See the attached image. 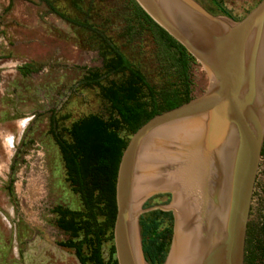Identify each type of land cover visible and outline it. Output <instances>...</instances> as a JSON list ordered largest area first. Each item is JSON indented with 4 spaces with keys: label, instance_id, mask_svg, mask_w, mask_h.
<instances>
[{
    "label": "rangeland",
    "instance_id": "1",
    "mask_svg": "<svg viewBox=\"0 0 264 264\" xmlns=\"http://www.w3.org/2000/svg\"><path fill=\"white\" fill-rule=\"evenodd\" d=\"M47 1L0 0V264H91L89 228L75 214L83 206L55 139L69 142L72 123L103 113L96 88L80 85L102 67L100 47L83 23L110 39L149 83L181 87L126 0ZM212 1L239 20L262 0ZM207 87L204 71L192 65L190 96ZM247 228L252 264H264V152ZM112 246L104 236V262L116 259Z\"/></svg>",
    "mask_w": 264,
    "mask_h": 264
},
{
    "label": "water",
    "instance_id": "2",
    "mask_svg": "<svg viewBox=\"0 0 264 264\" xmlns=\"http://www.w3.org/2000/svg\"><path fill=\"white\" fill-rule=\"evenodd\" d=\"M133 1L196 61L208 87L129 139L115 187L116 262L149 264L139 219L158 210L173 218L163 264H244L264 142V0L239 20L212 0Z\"/></svg>",
    "mask_w": 264,
    "mask_h": 264
},
{
    "label": "trees",
    "instance_id": "3",
    "mask_svg": "<svg viewBox=\"0 0 264 264\" xmlns=\"http://www.w3.org/2000/svg\"><path fill=\"white\" fill-rule=\"evenodd\" d=\"M48 4L47 0H43ZM135 22L141 30L149 33L163 60L174 69L180 82L161 87L148 82L145 75L100 31H93L87 23L82 29L100 47L102 67L89 71L80 81L83 89L96 88L103 113L80 118L67 131L69 142L55 137L67 163L68 180L80 197L83 213L78 214L88 225L85 240L92 252L91 264H117L104 262L100 248L104 236L113 241L116 216L115 187L118 166L132 135L157 115L173 110L193 98L189 94V70L196 61L164 31L157 27L133 0H126ZM50 6V5H49ZM220 14L237 20L224 9ZM56 14V11L53 9ZM264 152V143L261 153ZM156 198V197H155ZM154 199V198H153ZM168 227H163L165 222ZM171 213L151 211L139 219L142 250L149 264H163L172 237ZM86 227H82L85 230ZM76 229V228H75ZM86 229V230H87ZM81 230V229H80ZM248 230V228H247ZM248 237V232H247ZM248 241L246 240V245ZM245 249L244 264H252L254 257ZM264 254V250L260 251ZM79 251L77 252V255ZM115 255L112 246V256Z\"/></svg>",
    "mask_w": 264,
    "mask_h": 264
}]
</instances>
